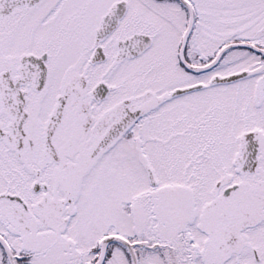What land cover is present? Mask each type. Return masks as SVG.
<instances>
[{
    "label": "snow or ice",
    "instance_id": "1",
    "mask_svg": "<svg viewBox=\"0 0 264 264\" xmlns=\"http://www.w3.org/2000/svg\"><path fill=\"white\" fill-rule=\"evenodd\" d=\"M0 264H264V0H0Z\"/></svg>",
    "mask_w": 264,
    "mask_h": 264
}]
</instances>
